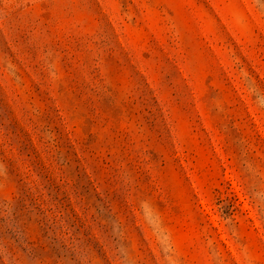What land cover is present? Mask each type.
<instances>
[{"label": "rangeland", "instance_id": "obj_1", "mask_svg": "<svg viewBox=\"0 0 264 264\" xmlns=\"http://www.w3.org/2000/svg\"><path fill=\"white\" fill-rule=\"evenodd\" d=\"M0 264H264V0H0Z\"/></svg>", "mask_w": 264, "mask_h": 264}]
</instances>
